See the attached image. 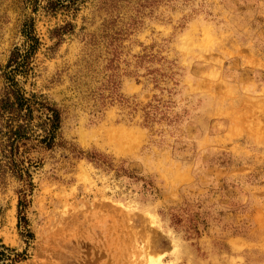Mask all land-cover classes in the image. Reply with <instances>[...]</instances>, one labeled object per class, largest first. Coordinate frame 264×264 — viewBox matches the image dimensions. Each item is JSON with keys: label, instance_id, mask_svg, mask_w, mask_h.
I'll list each match as a JSON object with an SVG mask.
<instances>
[{"label": "rangeland", "instance_id": "374dc122", "mask_svg": "<svg viewBox=\"0 0 264 264\" xmlns=\"http://www.w3.org/2000/svg\"><path fill=\"white\" fill-rule=\"evenodd\" d=\"M45 6L0 0V95L32 23L16 81L61 117L27 186L0 170L4 264H264V0Z\"/></svg>", "mask_w": 264, "mask_h": 264}, {"label": "trees", "instance_id": "16d2710c", "mask_svg": "<svg viewBox=\"0 0 264 264\" xmlns=\"http://www.w3.org/2000/svg\"><path fill=\"white\" fill-rule=\"evenodd\" d=\"M38 0H34L37 3ZM46 3L45 11L56 13L69 7L74 0H41ZM65 3H68L65 5ZM33 24L24 25V39L26 50L21 53L15 49L4 68L3 86L0 95V170L1 175L11 174L13 178L28 185L30 179L31 160L28 154L42 148L52 150L56 145L55 140L61 127V117L58 110L35 94L26 95L16 81L17 76L27 78L31 72L33 57L40 45L34 35ZM71 25L56 28L51 32V38L62 40V37L71 33ZM28 163V165H27ZM18 202V224L26 226L25 217L20 216L26 208L24 203L26 194L23 193ZM26 238L31 234L25 229ZM10 250L0 245V264L5 261L17 262L21 256L13 254Z\"/></svg>", "mask_w": 264, "mask_h": 264}, {"label": "bare ground", "instance_id": "6f19581e", "mask_svg": "<svg viewBox=\"0 0 264 264\" xmlns=\"http://www.w3.org/2000/svg\"><path fill=\"white\" fill-rule=\"evenodd\" d=\"M151 262V261H150ZM151 264V263H150Z\"/></svg>", "mask_w": 264, "mask_h": 264}]
</instances>
